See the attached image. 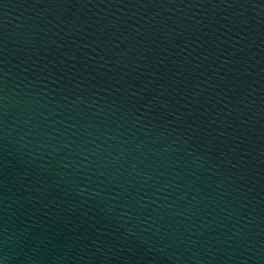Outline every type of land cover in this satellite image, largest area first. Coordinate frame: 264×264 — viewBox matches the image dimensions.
<instances>
[{"label":"water","instance_id":"1","mask_svg":"<svg viewBox=\"0 0 264 264\" xmlns=\"http://www.w3.org/2000/svg\"><path fill=\"white\" fill-rule=\"evenodd\" d=\"M0 264H264V0H0Z\"/></svg>","mask_w":264,"mask_h":264}]
</instances>
